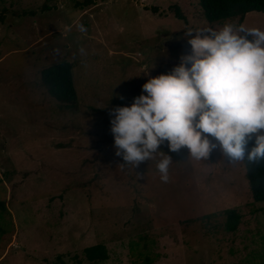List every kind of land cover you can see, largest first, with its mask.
I'll return each mask as SVG.
<instances>
[{
  "label": "rangeland",
  "instance_id": "obj_1",
  "mask_svg": "<svg viewBox=\"0 0 264 264\" xmlns=\"http://www.w3.org/2000/svg\"><path fill=\"white\" fill-rule=\"evenodd\" d=\"M225 22L237 19L209 22L199 0H0V264H138L147 252L154 264H264V201L243 160L165 141L163 182L159 155L121 166L111 132L112 109L190 53L189 28ZM242 24L264 31V12ZM62 60L74 64L71 108L42 81ZM228 208L242 215L235 231ZM99 243L108 258L89 260Z\"/></svg>",
  "mask_w": 264,
  "mask_h": 264
},
{
  "label": "clouds",
  "instance_id": "obj_2",
  "mask_svg": "<svg viewBox=\"0 0 264 264\" xmlns=\"http://www.w3.org/2000/svg\"><path fill=\"white\" fill-rule=\"evenodd\" d=\"M185 37L191 51L178 66L151 77L142 86L147 95L135 97L130 107L112 109L120 165L136 168L159 155L156 168L168 182L173 160L159 151L165 141L172 152L187 147L197 159L218 149L229 160L259 165L264 161V31L225 22L219 29L189 28Z\"/></svg>",
  "mask_w": 264,
  "mask_h": 264
},
{
  "label": "trees",
  "instance_id": "obj_3",
  "mask_svg": "<svg viewBox=\"0 0 264 264\" xmlns=\"http://www.w3.org/2000/svg\"><path fill=\"white\" fill-rule=\"evenodd\" d=\"M203 9L204 17L209 22H224L235 20L242 24L248 12H264V0H199ZM175 14L185 19L186 16L179 6H175ZM74 64L68 60L54 63L42 70V81L47 87L49 94L60 101L64 107L71 108L78 102V91L74 82ZM255 145V139L249 141L247 147L250 149ZM246 176L250 190L255 201H264V161L259 165H252L243 160ZM4 206L0 202V207ZM226 220L224 228L227 231L237 230L242 220V215L236 208H228L224 211ZM211 217V215H206ZM3 228L0 226V239ZM264 245V238H263ZM264 249V248H263ZM86 256L91 261L104 260L108 258V251L103 243L88 246L85 249ZM143 256V262L138 264H154V258L147 252Z\"/></svg>",
  "mask_w": 264,
  "mask_h": 264
}]
</instances>
